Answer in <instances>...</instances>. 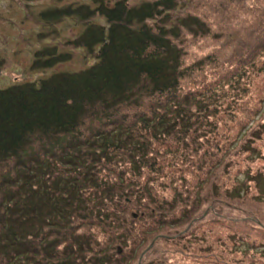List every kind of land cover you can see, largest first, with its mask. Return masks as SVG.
I'll return each mask as SVG.
<instances>
[{"label": "trees", "instance_id": "obj_1", "mask_svg": "<svg viewBox=\"0 0 264 264\" xmlns=\"http://www.w3.org/2000/svg\"><path fill=\"white\" fill-rule=\"evenodd\" d=\"M20 1L29 6L38 0ZM181 3L145 0L131 6L129 0H90L37 14L38 24L47 29L65 22L81 26L65 43L93 62L83 70L55 71L0 89V168L15 165L8 172L1 169L7 175H0V264H130L115 252V246L128 248L130 236L119 233L113 242H100L92 232L104 226L124 234L129 219L136 223L130 213L132 192L116 187L126 178L114 183L105 173L98 174L99 169L113 170L115 154L125 152L123 148L139 157L137 169L131 167L135 179H145L142 172L149 168L145 186L138 182V206H145V198L151 202L143 215L152 205L166 203L154 195L156 184L150 179L159 182L189 166L207 178L216 170L215 153L204 163L190 148L180 149L187 145L183 139L196 137L200 143L201 137L216 135L203 143H217L220 114L248 97L249 85L242 71L231 68L195 91L179 94L193 68L186 66L178 41L183 28L194 33L199 22L194 16L178 18ZM42 30L35 35L39 47L32 52L31 69L47 71L72 62L70 51L41 46L52 32ZM4 60L0 56V65ZM124 111L132 113L135 123L130 132L124 130ZM100 125L113 127L102 131ZM180 135L179 152L164 148ZM154 139L161 143L153 148L149 142ZM37 144L41 153L31 150ZM166 154L172 156L163 166L159 161ZM248 182L241 181L243 186ZM241 188L236 182L231 193ZM184 196H177L178 205L191 195ZM174 201L168 203L169 210Z\"/></svg>", "mask_w": 264, "mask_h": 264}, {"label": "rangeland", "instance_id": "obj_2", "mask_svg": "<svg viewBox=\"0 0 264 264\" xmlns=\"http://www.w3.org/2000/svg\"><path fill=\"white\" fill-rule=\"evenodd\" d=\"M107 1L114 3L116 0ZM143 1L129 0V5L135 6ZM69 3L89 4L90 0H38L29 6L20 0H0V56L5 59L4 66L0 65V89L17 82L39 80L55 71L83 70L93 62L85 58L81 50L65 43L82 31L81 26L65 22L47 29L46 25L38 24L39 12ZM178 9V18L194 16L199 19L194 33L183 28L178 41L185 54L186 66L193 68L187 80H197L189 87L197 89V84L201 86L210 82L222 71L228 72L232 68L245 74L248 97L237 100L234 108L224 109L220 114L217 143H203L217 139L216 135L201 137L200 143L196 137L183 139L187 145L180 149L190 148L194 158L203 156L204 163L211 162V155L215 153L219 158L215 162L216 170L207 178L197 175L189 166L182 172L173 170L159 182L150 179L149 182L156 184L152 189L154 195L164 197L166 203L164 207L159 203L152 205L146 215L143 212L151 207V202L145 198L142 201L145 206L140 207L137 196L141 187L138 182L141 180L145 186L149 168L142 172L146 178L137 180L131 168L137 169V152L123 148L121 150L125 152L116 153L117 163L113 170L99 169L98 174L105 173L109 179L115 180L114 183L126 178L116 187L117 191L132 192L134 204H131L130 210H133L130 213L132 217L136 214L137 217H133L136 223L130 224L129 219L124 234L119 229L115 232L116 228L112 230L104 226L92 229V232L100 242L104 239L113 242L119 233L130 236L125 251L115 246L118 258H128L130 264H264V0H182ZM40 29L52 31L41 46L52 45L70 51L73 53L72 62L47 71L31 69L32 52L39 47L35 35ZM205 31L207 33L203 34ZM123 113L124 130L130 132L135 125L132 113ZM100 126L98 128L102 131L113 127ZM181 138L180 135L170 139L169 145L163 147L176 152V143ZM222 141L229 143L220 145ZM149 143L154 148L161 141L154 139ZM39 148L37 144L31 150L41 153ZM147 149L152 151L150 146ZM151 156L155 159L153 154ZM165 156L159 161L163 166L170 164L172 155ZM6 166L0 168V175L6 176L5 172L15 168V165ZM4 168L6 171L2 172ZM246 179L249 182L243 186L241 181ZM236 182L242 188L233 195L231 188ZM181 193L184 197L191 195L187 197L188 201H183L186 202L183 206H180L182 202L176 203ZM173 198L175 201L171 204L176 206L169 210L168 203ZM171 215L172 220L164 221ZM181 215L184 218L177 221ZM175 221L178 224H171Z\"/></svg>", "mask_w": 264, "mask_h": 264}, {"label": "bare ground", "instance_id": "obj_3", "mask_svg": "<svg viewBox=\"0 0 264 264\" xmlns=\"http://www.w3.org/2000/svg\"><path fill=\"white\" fill-rule=\"evenodd\" d=\"M196 82H197V80H195L194 81V79H193V82H192V80H187V81H185V83L182 85V90L180 91V93L179 94H184V93H186L187 91H195L196 89H193L192 87H189V84L191 83V84H196ZM199 85L200 84H197V86L199 87ZM194 88H195V86H193Z\"/></svg>", "mask_w": 264, "mask_h": 264}, {"label": "water", "instance_id": "obj_4", "mask_svg": "<svg viewBox=\"0 0 264 264\" xmlns=\"http://www.w3.org/2000/svg\"><path fill=\"white\" fill-rule=\"evenodd\" d=\"M134 217H137V216H136V214H135V216H134Z\"/></svg>", "mask_w": 264, "mask_h": 264}]
</instances>
